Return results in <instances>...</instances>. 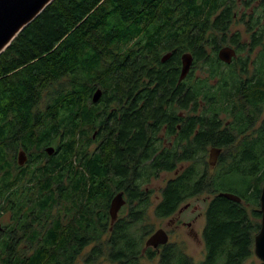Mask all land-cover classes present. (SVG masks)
Here are the masks:
<instances>
[{
  "label": "trees",
  "instance_id": "16d2710c",
  "mask_svg": "<svg viewBox=\"0 0 264 264\" xmlns=\"http://www.w3.org/2000/svg\"><path fill=\"white\" fill-rule=\"evenodd\" d=\"M255 4L256 13L248 15L245 10L251 6L255 10ZM238 13L239 22L251 32L249 45L240 44L238 33L228 36ZM262 38L264 0H54L0 55V211L14 206L18 227L25 232L17 230L28 242L26 248H20L10 245L9 233L1 236L0 264H74L90 244L94 245L84 257L85 264L104 256L111 264H140V241L150 232L142 228L140 237L134 227L145 221L149 207L146 187L150 176L173 170L174 159L167 152L160 153L150 164L130 166L129 175L130 163L123 166L120 147L127 146L125 153L131 157L136 154L129 139L133 128L130 107L131 118L125 122H119L115 112L105 117L106 145L87 161L81 145L89 142L88 131L98 125V118L86 109L85 97L94 83L103 88L105 96L132 95L139 77L157 85L154 92H143V101L163 94L180 102L181 93L175 94V68L182 52L193 57L184 80V180L177 177L161 190L154 215L165 218L183 199L213 193L202 234L205 257L197 264H244L253 255V238L261 218L264 121L255 126L264 109V53H258L255 76L244 83L232 65L219 61L217 52L227 44L235 46L237 53L247 47L252 51L264 47ZM167 52L172 56L163 64L161 55ZM198 64L204 66L206 76H193ZM198 100L204 102L202 112L191 115V107L192 113L197 112ZM39 104L43 111L36 110ZM159 110L158 104L149 113L157 115ZM146 111L141 110L142 124L150 117ZM221 114L232 115V125L224 127ZM41 118L52 124L40 129ZM251 129L249 136L236 141ZM56 139L60 153L54 159L68 160L76 152L75 157L84 160L74 179L65 178V171L55 174L57 165L36 166L28 172L12 166L18 147L42 154V146ZM235 143L241 149L228 159L220 157L217 177L209 180V166L202 161L206 147L231 149ZM141 150L143 158L146 150ZM7 152L11 154L8 159ZM135 168L140 172L135 170L132 180ZM222 172L245 180L246 189L234 193L240 203L218 196L222 190L217 178ZM24 176L29 179L24 181ZM121 180L129 203L138 204L130 210L128 222L119 220L108 232L106 209L112 187L120 189ZM244 203L251 206L250 212ZM63 214L68 223L60 221ZM102 235H107L106 240L101 241ZM146 258L152 260L154 254L147 250ZM156 264L196 263L169 246Z\"/></svg>",
  "mask_w": 264,
  "mask_h": 264
},
{
  "label": "flooded vegetation",
  "instance_id": "af4514ba",
  "mask_svg": "<svg viewBox=\"0 0 264 264\" xmlns=\"http://www.w3.org/2000/svg\"><path fill=\"white\" fill-rule=\"evenodd\" d=\"M233 49L236 53V56L232 61H234L237 58L236 49L235 48H233ZM165 54L170 55L168 60L172 56L171 52L164 53L163 55H165ZM182 54H183V52L180 54L179 64L175 68L178 71L177 79L175 81V94L177 97V94L179 92L181 93L180 102L176 101V99H174L175 101L174 100L172 101L171 95L164 98L163 94H158V95L155 94L153 97L152 96L150 97L148 102L143 101V99H144L143 92L146 90L154 92L156 90L157 85H156V83H149V81H145L144 79H141L139 77L136 81L135 91L132 95L119 94L117 96H109V95L105 96V95H103V90H102V87L100 85L95 86L97 83H94V86H90V89H88L90 91V93L87 95V97H85L86 98L85 105H86V109L89 112L93 111L95 117L98 118V122H97L98 125L95 128H93V130H90V131H92L90 138L88 136L89 142H87L86 147H85V155H86L87 161L88 160L92 161L91 159H93L94 156L97 153H99L100 150L103 147H105V145H106L107 136L105 135L103 130H106L107 125H105V124L107 123L108 118H105V117L112 115L115 112V113H117V118H118L119 122H125V121H127V118H131V115H129L127 111H128V109H130V107H132L133 108V113H132V116H133L132 124L133 125L131 127H133V128L130 131V135H132V137L129 136V139L132 138V140H133L131 142L133 145L132 148H133V150H136V154L133 157H131L130 154L125 153L127 146L121 145L120 150L124 154L123 155L124 156L123 166L128 165L130 163L128 165V167H129L128 172H129L130 166H135L137 168V166L141 165L142 163L146 164V165L150 164L152 161H154L156 159V156L158 154L163 153V152H167L170 155V159H174V165H175L174 167L175 168L171 171H161L160 173L156 174V178H158L161 173H172L173 174V177L170 178L165 183V185L162 187V189L165 188L166 186H168L169 183L172 182V180H174L177 177H181L182 180H184V115H185L187 110H184V88H186V86L184 87V80L185 79H183L181 81L179 80V74H180V69H181V55ZM167 61L161 62V63L164 64ZM228 65H232V62ZM189 73H190V71H189ZM189 73H188V75H189ZM97 89H100L102 91V96L98 102L93 103L92 102V95H93L94 91ZM168 91H169V93H171V88H169ZM75 97H78V96H75ZM115 98H117V100H118L116 103L114 101H111ZM199 103H201L203 105L198 104V108H197L198 114H200V112H202L201 108L204 107L203 101H200ZM158 104H159L160 110L158 111V114H157L158 117L155 119V117L157 116L156 113L154 112L151 115L149 112H150V110H153L154 108H156ZM142 108L148 109L149 111L144 112V114L150 115V117L148 116L146 118V120L143 121V124L140 123V121H139ZM263 116H264V110L262 111V116H261L259 121L262 120ZM102 118H104V120ZM101 121H104V124H102ZM259 124H260V122H259ZM229 125L230 124L226 123V125H224V127L229 126ZM90 131H88V135H89ZM141 136L142 137L144 136L142 141H141ZM56 140H57V144L55 147L51 146L50 145L51 143L47 144V145H43L41 148L42 154L36 153L35 150L28 151V150L22 148V146L18 147L16 155L14 154V156H13L14 158L12 160V163H13L12 166L14 167V169L15 168H18V169L22 168V170H26L25 172H28L29 169H33V167L35 169L36 166L57 165L58 168L55 169V174H60L61 172L65 171L66 172L65 178H70L71 180H72V178L74 179L75 173L77 171H80V172L82 171L84 160L76 158L75 157L76 152L74 154L75 156L72 158H69L68 160L54 159L55 157H58V155L60 153V151L58 150L60 141H59V139H56ZM55 141H53L52 143H54ZM127 143H129V142H127ZM88 147H92V150L90 152L87 151ZM48 148H52L51 154H49L46 151V149H48ZM140 148L146 150V153L142 156L143 158H141V156H140L141 151H142ZM208 148H209V150H207ZM213 148L220 150V153H219V156L217 159V162H218V160L220 159V157L222 155V151L224 149L221 147H215V146H211V145L207 146L206 147V151H208L207 161H208V157H209V152ZM19 152H24V157H25V160L21 166L18 164V159H17V155ZM145 158H148V159H145ZM141 160H142V162H141ZM12 166H11L10 170L12 169ZM136 168L131 172L132 180H134L133 179L134 175L132 173L135 172ZM87 171H86V176H87L86 178H87V182L89 183L91 181V179H90L89 171L88 172ZM139 172H140V170L137 169L135 173H139ZM129 175H130V172H129ZM152 178H155V177L150 176L149 183L146 187L147 192H145V193L149 192V204H150V197L153 194V191L149 190L148 186H149L150 182L152 181ZM27 179H29V178L24 176L23 180L27 181ZM64 181L66 182V180H64ZM123 185H124V180L123 181L121 180V188L120 189L114 188V190L116 192L112 193V196L108 202V207L106 209V214H107L106 221H107L108 232L112 231V226L114 225L115 222H117L119 220L127 221L129 219L130 214H131L130 210L134 207H137V204H138L137 201L133 202L132 205H131V203H129V200L127 198V191L123 188ZM161 190H160L159 200L153 209V213H154L156 206L161 201ZM10 191L12 194L13 190H10ZM119 193L122 194L124 204L119 209V211L117 213L116 220L113 222V224H111L110 223V216H109L110 201L114 196H116ZM210 201H211V199L208 201L207 206H208ZM9 202H10V204H12L13 198H11L9 200ZM240 202H238V203H240ZM2 203H3V201H0V204H2ZM207 206H206V208H207ZM0 207H1V205H0ZM188 207H189V204H186L184 206V199H183L176 206L175 210L171 213V215H169L165 218H161V219L167 220V228L166 229L165 228H159V229L164 230V232L167 235L168 240H169V236L171 235V233L178 230V229L181 230L183 233H184V229H187L189 236H192V238L196 240L197 234L195 233L194 229L192 228V224L195 220L192 219L190 221L189 220L184 221V209H187ZM13 208H14V206H13ZM13 208L12 209L9 208V211H7V212L0 211V215H2V216H4V213H7L6 222L4 223L5 225H1V223H0V237L5 236L6 233H9V236L7 239H8V242L10 243V245L27 246L28 242H27V239H25L26 236L24 234L22 235V233L17 230L18 228H21L22 231L24 229L22 227H18V224H19L18 221H20V220L18 219V217L14 216ZM206 208H205V211H206ZM148 209H149V207L147 208V210ZM147 210H146V212H147ZM55 211L57 213H59L61 210L59 207H56ZM205 211H204V225H205ZM1 219H2V217H1ZM20 219H23V217H20ZM60 221L66 222V214H63L61 216ZM66 223H68V222H66ZM66 223H64V224H66ZM134 229L136 231V234L139 235L140 237L144 234L143 232H141L142 228L140 229L139 226L134 227ZM159 229H157V230H159ZM143 230H144V228H143ZM203 230H204V226H203L201 234H203ZM17 231H18V233H16ZM23 232H25V230ZM154 232H152L150 234H144V236H142L140 243L141 244L143 243V247L141 248V251H140L141 254L140 255L146 257L147 250H149L150 253L154 254V257H158V261H159L160 257H161V253L163 252V250L166 247L172 246L173 248H178V246L176 244L168 243V240H167V243L165 245H159L156 248H151V247L145 248L144 245H145L146 240ZM202 241H203V237H202ZM203 244H204V241H203ZM204 249H205V247H204Z\"/></svg>",
  "mask_w": 264,
  "mask_h": 264
},
{
  "label": "rangeland",
  "instance_id": "374dc122",
  "mask_svg": "<svg viewBox=\"0 0 264 264\" xmlns=\"http://www.w3.org/2000/svg\"><path fill=\"white\" fill-rule=\"evenodd\" d=\"M253 6H254L255 10L252 9L253 8L252 6L245 10V12L248 15L249 14L253 15L256 13L255 7H257L258 4H255ZM235 11H237V10L235 9ZM241 11H242V9H238L237 12H241ZM239 14L240 13H238V16L236 17V19L232 23V25L228 31V36H232L233 34L238 33L240 36V38H239L240 44L249 45V43H250L249 35H251V32L250 33L247 32L246 26L242 25L239 22V20H238L240 17ZM262 43H264V38H262ZM226 46H230L232 48H235V46H232L230 44H227ZM249 50L250 49H248V47H247L246 50H244L243 52L237 53V58L234 61H232V69L237 73V75L240 76V78L242 79V81L244 83L247 82L248 80H251L255 76V73H256L255 64L258 62L257 56H258L259 52L264 53V47H263V45H260L259 47L254 48L252 51H249ZM263 60H264V54H263ZM196 67L197 68H193V70H192L193 76L198 77V78H199V76H206V73L203 71L204 70L203 65L198 64ZM209 83H215V81L210 80ZM251 83H253V81ZM102 90H103V88H102ZM238 96H242V95H238ZM238 98H240V97H237L236 99H238ZM199 100H198V104L203 105V104L199 103ZM39 105H41V104H39ZM43 107L44 106L42 104L36 110L43 111V109H44ZM238 107H239V105H238ZM192 109H193V107H191V109H190V114L191 115L197 114V112L192 113L191 112ZM42 117H44V116H42ZM220 118L222 120L223 126L226 125V123L232 125V121H233L232 115L221 114ZM262 121H264V116L261 120V123H262ZM259 122L256 124L255 128L258 127ZM39 123L38 124H39L40 129H42L44 127V125L47 123L50 125L52 124L49 122V120L47 122H44L43 119H42V122L39 121ZM252 130L253 129L247 131L244 135H242L240 137L238 136L236 141L239 142L241 139L244 138V136H249L252 133ZM91 133H92V131L89 132V135H88L89 138L91 136ZM255 138H256V136L253 137L252 139H255ZM56 144H57V140L54 143H51L50 145L55 147ZM86 144L87 143H84L81 146H83L85 149ZM236 145H237V147H236ZM92 147H88L87 151L90 152L92 150ZM245 147L246 146H244L242 148L240 154L242 152H244L243 149ZM207 150H209V148ZM239 150H240V145L238 143H235V145H232L231 149H224L222 151L223 155H221V157L228 159L229 157H231L232 154H235ZM16 153H17V149H16ZM207 153H208V151L205 153V155H203V156L201 155L203 157V160H202L203 163L207 162ZM4 154H6V153H4ZM9 155H11V154L7 152L6 159H8ZM217 165H218V162L214 167H208L207 177L209 180H215L216 179V177H217L216 175L219 171V167H217ZM172 177H173L172 173H161L158 178H156V177L152 178V181L150 182L148 188H149V190L153 191V194L150 197V204H149L150 206L146 212L145 221L137 224L140 227V229L141 228H147L145 231H149L150 233H152L159 228H165V229L167 228V220L157 218L153 213V209L159 200L160 190L165 185V183ZM217 181H218L217 184H218L219 188L222 190V193H233V194L235 193L236 195H239L240 192H242L244 189H246L245 180L243 178H237V176H231L229 174H225V172H222L218 176ZM111 192H113V193L116 192L114 190V187H112ZM213 197H214V194L211 192H208V193H203L199 196L190 198L184 202V206L186 204H189V207L187 209H184V221H186V220L190 221L192 219L195 220L192 224V228L194 229L195 233L197 234L196 240L193 239L192 236H189L187 229H184V233L178 229V230L172 232L171 235L169 236L168 243L176 244L178 246V249L185 256L190 258L196 264L203 261L204 257H205V249H204V244L202 241V236H201L202 234L201 233H202V229L204 226V211H205V208L207 206L208 201L210 199H212ZM244 206L248 212H250L252 210V208L249 204L244 203ZM1 217H2V219H1ZM6 217H7V213H4V216L0 215L1 225H5L4 223L6 222ZM106 236L107 235H102L101 241H104L106 239ZM93 245L94 244H90L86 248H84V250L78 256V258L76 259L74 264H85L84 263V257L90 252ZM19 247L20 248H26V246H19ZM142 247H143V243L141 244V248ZM157 262H158V257H154V259L148 260L146 257L142 256L140 259V264H156ZM93 264H111V263L107 260L106 256H104L102 258H99ZM244 264H262V263L253 254L249 259H247L244 262Z\"/></svg>",
  "mask_w": 264,
  "mask_h": 264
},
{
  "label": "water",
  "instance_id": "95a60500",
  "mask_svg": "<svg viewBox=\"0 0 264 264\" xmlns=\"http://www.w3.org/2000/svg\"><path fill=\"white\" fill-rule=\"evenodd\" d=\"M54 0H0V55L9 47L16 37L31 24ZM169 54L161 57V62H165L169 58ZM236 53L230 46H224L217 52V58L223 64H230L235 58ZM193 63V57L190 53L181 55V69L179 80H183L188 75ZM102 91L97 89L92 95V102L96 103L100 100ZM51 154L52 148L46 149ZM219 149H211L208 157V166L214 167L219 156ZM18 164L21 166L25 160L24 152L17 155ZM218 196L224 197L233 202H240L241 199L230 193H219ZM124 204L122 194L119 193L110 201L109 216L110 223L116 220L117 213ZM259 211L261 214L260 227L258 233L253 238V254L264 264V185L259 194ZM167 235L164 230L155 231L145 242V248H156L159 245L167 243Z\"/></svg>",
  "mask_w": 264,
  "mask_h": 264
},
{
  "label": "bare ground",
  "instance_id": "6f19581e",
  "mask_svg": "<svg viewBox=\"0 0 264 264\" xmlns=\"http://www.w3.org/2000/svg\"><path fill=\"white\" fill-rule=\"evenodd\" d=\"M191 70V69H190Z\"/></svg>",
  "mask_w": 264,
  "mask_h": 264
}]
</instances>
